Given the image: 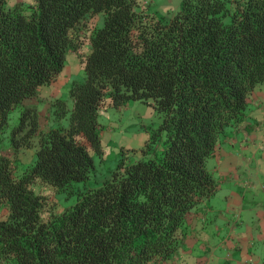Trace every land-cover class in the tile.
<instances>
[{
  "label": "trees",
  "instance_id": "16d2710c",
  "mask_svg": "<svg viewBox=\"0 0 264 264\" xmlns=\"http://www.w3.org/2000/svg\"><path fill=\"white\" fill-rule=\"evenodd\" d=\"M72 53L84 78L71 83L72 104L52 101L56 125L44 129L30 101ZM258 85L264 0H183L169 17L143 0H0V264L171 260L188 214L220 188L208 162ZM130 100L153 105L161 125L92 188L105 153L99 115ZM29 148L22 168L17 154Z\"/></svg>",
  "mask_w": 264,
  "mask_h": 264
},
{
  "label": "crops",
  "instance_id": "0c3cea01",
  "mask_svg": "<svg viewBox=\"0 0 264 264\" xmlns=\"http://www.w3.org/2000/svg\"><path fill=\"white\" fill-rule=\"evenodd\" d=\"M214 158L219 177L214 176L232 181L231 192L238 201L234 209L241 214L224 229L223 221L214 219L217 232L212 235L203 206L196 207L188 214L183 246L164 264L264 263V85L250 95L246 120L229 133ZM245 192H251L255 206L245 201Z\"/></svg>",
  "mask_w": 264,
  "mask_h": 264
},
{
  "label": "rangeland",
  "instance_id": "374dc122",
  "mask_svg": "<svg viewBox=\"0 0 264 264\" xmlns=\"http://www.w3.org/2000/svg\"><path fill=\"white\" fill-rule=\"evenodd\" d=\"M20 1L33 2L34 0H10L11 3ZM182 1L183 0H143V4L146 9L150 8L151 11L159 15L169 17L180 9ZM94 19V23L100 24L102 21L101 16H97ZM83 66L82 59L78 54L72 53L58 80L50 86L43 87L40 95L30 101L32 104H37L39 113L42 115L44 129L56 125L51 106L55 98L62 97L72 104L70 98L71 83L75 79L82 80L84 78ZM99 122L102 126V145L105 153L103 158L95 156L96 170L90 178V187L92 188L101 186L106 180L111 178L112 172L118 167L124 155L128 154L129 157H134L133 153L141 155L150 137L158 131L162 122V117L153 105L138 100H130L121 107L108 105L107 108L100 113ZM153 145L155 146L156 144L154 143ZM2 149L6 154L9 153L11 156H15L14 149L10 145L4 144ZM34 151V148L19 151L17 157H19L21 161L22 168L32 163ZM215 163V158H211L210 162H208L209 168L214 170ZM214 172V174H217L216 176L219 177V173H216L215 170ZM219 182L220 188L217 192L200 204L203 206V211H205L206 214L204 219L208 221L207 230L212 235H216L217 232L216 227L213 225L214 219L222 220L224 225L221 228L224 229L229 222H235L239 218L238 214H241L239 209H237V211L234 209V207L237 208L236 203L238 201L236 200V196L231 192L233 186L232 181L226 178ZM40 188L42 187H37V190L40 191ZM44 191L53 197L54 191L52 189L47 188L44 189ZM259 195L262 200V194L259 193ZM245 198L248 205H256V203L251 202L253 198L251 192H245ZM6 216L7 209L4 206H0V219Z\"/></svg>",
  "mask_w": 264,
  "mask_h": 264
},
{
  "label": "built area",
  "instance_id": "2783aa9c",
  "mask_svg": "<svg viewBox=\"0 0 264 264\" xmlns=\"http://www.w3.org/2000/svg\"><path fill=\"white\" fill-rule=\"evenodd\" d=\"M264 264V263H263Z\"/></svg>",
  "mask_w": 264,
  "mask_h": 264
}]
</instances>
